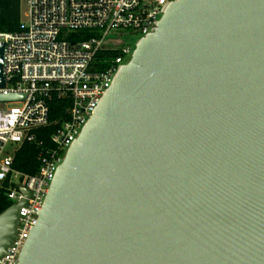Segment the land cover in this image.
<instances>
[{"label":"water","instance_id":"obj_1","mask_svg":"<svg viewBox=\"0 0 264 264\" xmlns=\"http://www.w3.org/2000/svg\"><path fill=\"white\" fill-rule=\"evenodd\" d=\"M162 10L58 166L17 264H264V0ZM4 54L0 40V87ZM23 203L0 214V264Z\"/></svg>","mask_w":264,"mask_h":264},{"label":"built area","instance_id":"obj_2","mask_svg":"<svg viewBox=\"0 0 264 264\" xmlns=\"http://www.w3.org/2000/svg\"><path fill=\"white\" fill-rule=\"evenodd\" d=\"M174 1L27 0V20H21L17 31L0 32L6 80L0 94L23 96L0 101L23 104L0 108V193L12 205L24 201L2 264L18 263L58 166L94 115L119 66L128 63L132 47L121 38L126 34L141 39L152 33L165 4ZM112 33L115 37L106 40ZM55 95L69 105L62 119L51 115L49 101ZM26 143L38 149L33 174L15 166Z\"/></svg>","mask_w":264,"mask_h":264},{"label":"trees","instance_id":"obj_3","mask_svg":"<svg viewBox=\"0 0 264 264\" xmlns=\"http://www.w3.org/2000/svg\"><path fill=\"white\" fill-rule=\"evenodd\" d=\"M21 23V0H0V32L17 31ZM51 115L54 119H62L68 105L63 98L55 95L49 101ZM38 149L33 143H26L18 152L15 160V166L27 173L33 174L38 168ZM12 202L0 193V214L8 209Z\"/></svg>","mask_w":264,"mask_h":264},{"label":"rangeland","instance_id":"obj_4","mask_svg":"<svg viewBox=\"0 0 264 264\" xmlns=\"http://www.w3.org/2000/svg\"><path fill=\"white\" fill-rule=\"evenodd\" d=\"M27 12H28V2L27 0H21V20L26 21L27 20ZM115 37V33H112L109 35V37L106 40H110V38H114ZM140 38V36H130V35H126L124 34L123 37L121 38V43H130L131 47H132V54L130 56H128V59L126 60V62H129V60L132 58V55L134 53V50L136 48L135 45V41H137ZM122 43V44H123ZM23 104L21 102H11V103H6V102H2L0 103V108H6V107H20Z\"/></svg>","mask_w":264,"mask_h":264}]
</instances>
